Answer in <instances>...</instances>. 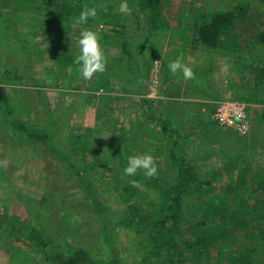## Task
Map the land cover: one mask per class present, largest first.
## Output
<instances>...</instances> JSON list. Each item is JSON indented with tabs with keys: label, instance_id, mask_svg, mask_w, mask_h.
<instances>
[{
	"label": "rangeland",
	"instance_id": "1",
	"mask_svg": "<svg viewBox=\"0 0 264 264\" xmlns=\"http://www.w3.org/2000/svg\"><path fill=\"white\" fill-rule=\"evenodd\" d=\"M159 1L151 11L131 0L132 11L121 14V0H0V86L8 97L7 109L0 103V213L43 228L54 251L83 248L96 264H158L139 221L156 216L157 187L174 175L162 123L183 132L182 153L213 187L264 185L258 117L264 0ZM82 7L97 9L83 25L77 22ZM109 8L124 20L130 55L121 50L114 22L101 19ZM229 11L234 23L218 47L203 48L195 26ZM85 29L98 33L108 61L88 80L72 63ZM177 57L193 70L192 79L168 72ZM154 61L163 71L156 101L144 98ZM140 99L156 110L151 119ZM224 102L243 105L245 118L234 126L218 123L214 115ZM19 126L47 133L49 145ZM144 153L153 156L157 172L124 176L127 157ZM126 184L137 190L130 198L120 191ZM91 199L101 201L106 227ZM0 264L49 263L22 238L2 236Z\"/></svg>",
	"mask_w": 264,
	"mask_h": 264
},
{
	"label": "trees",
	"instance_id": "2",
	"mask_svg": "<svg viewBox=\"0 0 264 264\" xmlns=\"http://www.w3.org/2000/svg\"><path fill=\"white\" fill-rule=\"evenodd\" d=\"M139 1L143 8L151 11L156 10L160 2ZM70 9L73 11V8ZM109 11L110 8L107 13H101V19L106 25L114 22L113 32L121 50L130 55L124 34V20L118 18L117 14L111 15ZM234 17L233 11L223 12L207 23L195 26L196 41L203 48H217L224 31L233 25ZM262 35L264 33L259 37ZM139 101L144 110L150 112L147 117L151 119L156 110L146 108V100ZM0 103L8 108L7 92L2 86ZM258 117L264 125V107L258 108ZM19 129L31 140L49 145L47 133L21 126ZM161 132L166 137L168 159L174 175L171 183L165 182L157 187L156 216L150 218L143 215L139 221L147 234L152 259L158 264L264 263V185L213 187L198 175L192 161L182 153L183 132L164 123ZM50 149L68 161V157L54 147L50 146ZM69 167L75 170L71 163ZM154 182H157V178H154ZM120 191L129 198L137 193L136 188L128 184L122 186ZM245 194L248 195L247 202L241 199ZM91 202L106 227L107 215L101 201L91 199ZM0 235L22 238L38 250L42 260L49 264H96L83 248H75L68 253L54 251L43 228L28 227L25 222L2 216L1 213ZM109 264L118 263L112 260Z\"/></svg>",
	"mask_w": 264,
	"mask_h": 264
},
{
	"label": "clouds",
	"instance_id": "3",
	"mask_svg": "<svg viewBox=\"0 0 264 264\" xmlns=\"http://www.w3.org/2000/svg\"><path fill=\"white\" fill-rule=\"evenodd\" d=\"M96 7H85L79 13L77 22L81 25L85 24L89 17L96 15ZM132 11L131 0H121L118 12L121 14L130 13ZM78 51L74 56L72 63L77 66V72L83 79L88 80L93 74H101L105 71L107 65V57L102 50V42L98 33L91 29L81 31L80 38L77 42ZM169 73L175 75L182 74L185 80L193 78V70L181 61L180 57L172 60L167 65ZM140 170L145 177H152L157 172V165L154 158L149 153L142 155H130L127 157L126 166L123 167L122 173L126 177H132ZM133 186H137L135 180L130 181Z\"/></svg>",
	"mask_w": 264,
	"mask_h": 264
},
{
	"label": "built area",
	"instance_id": "4",
	"mask_svg": "<svg viewBox=\"0 0 264 264\" xmlns=\"http://www.w3.org/2000/svg\"><path fill=\"white\" fill-rule=\"evenodd\" d=\"M152 68L151 78L148 82L144 98L156 101L161 98L163 93V71H161L157 61L153 62ZM214 118L222 125L234 126L235 123L245 118L244 106L238 103H221L216 109Z\"/></svg>",
	"mask_w": 264,
	"mask_h": 264
},
{
	"label": "crops",
	"instance_id": "5",
	"mask_svg": "<svg viewBox=\"0 0 264 264\" xmlns=\"http://www.w3.org/2000/svg\"><path fill=\"white\" fill-rule=\"evenodd\" d=\"M145 92V91H144ZM141 93H143V91L141 92ZM144 94V93H143Z\"/></svg>",
	"mask_w": 264,
	"mask_h": 264
}]
</instances>
